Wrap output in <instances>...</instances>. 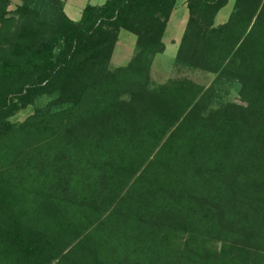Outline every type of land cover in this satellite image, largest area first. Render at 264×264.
Here are the masks:
<instances>
[{
    "label": "trees",
    "instance_id": "obj_1",
    "mask_svg": "<svg viewBox=\"0 0 264 264\" xmlns=\"http://www.w3.org/2000/svg\"><path fill=\"white\" fill-rule=\"evenodd\" d=\"M20 2L0 0V264H264V0L219 25L229 0L186 2L175 66L238 84L217 108L212 87L152 85L176 0L78 21ZM122 30L134 54L111 69Z\"/></svg>",
    "mask_w": 264,
    "mask_h": 264
},
{
    "label": "rangeland",
    "instance_id": "obj_2",
    "mask_svg": "<svg viewBox=\"0 0 264 264\" xmlns=\"http://www.w3.org/2000/svg\"><path fill=\"white\" fill-rule=\"evenodd\" d=\"M105 1L106 0H66L64 12L70 20L77 21L82 10L87 5L100 6ZM186 2L187 0H176L175 9L171 14L162 40L165 46V51L162 54L155 56L152 63L150 77L153 87H158L171 79H187L205 88H213L214 96L211 101L212 108H217L227 103H238V84L225 83L218 80L216 75L175 66L174 61L178 44L181 40L188 19ZM39 3L42 5V2L39 1ZM20 4V0H11L9 10H15ZM232 6L233 2L232 0H229L228 4L217 14L215 18L216 25L222 24L227 20L232 11ZM135 41L136 37L134 35L124 30L120 31L118 42L110 61L111 69L123 67L130 61L134 54ZM48 100L49 99L47 98L40 99L34 106H30L19 112L9 121L15 124L22 123L33 114L36 108L44 107Z\"/></svg>",
    "mask_w": 264,
    "mask_h": 264
},
{
    "label": "crops",
    "instance_id": "obj_3",
    "mask_svg": "<svg viewBox=\"0 0 264 264\" xmlns=\"http://www.w3.org/2000/svg\"><path fill=\"white\" fill-rule=\"evenodd\" d=\"M61 1H63V3H64V7H63V11H64V10H65V2H66V0H61ZM64 13H65V12H64ZM65 15H66V14H65ZM80 16H81V15H80ZM79 19H80V17H79ZM79 19H78V20H79ZM78 20H77V21H78ZM178 45H179V44H178Z\"/></svg>",
    "mask_w": 264,
    "mask_h": 264
}]
</instances>
